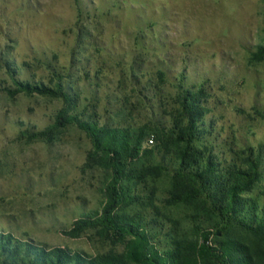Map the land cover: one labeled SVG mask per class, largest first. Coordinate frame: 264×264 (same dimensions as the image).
Returning a JSON list of instances; mask_svg holds the SVG:
<instances>
[{
  "label": "rangeland",
  "instance_id": "1",
  "mask_svg": "<svg viewBox=\"0 0 264 264\" xmlns=\"http://www.w3.org/2000/svg\"><path fill=\"white\" fill-rule=\"evenodd\" d=\"M261 46L264 0H0V234L133 264L131 237L91 222L111 204L158 251L197 264H218L208 250L228 240L263 250L204 179L179 171L171 132L180 90H203L195 147L225 167L261 158L243 197L264 210ZM104 128L129 134L121 156Z\"/></svg>",
  "mask_w": 264,
  "mask_h": 264
},
{
  "label": "trees",
  "instance_id": "2",
  "mask_svg": "<svg viewBox=\"0 0 264 264\" xmlns=\"http://www.w3.org/2000/svg\"><path fill=\"white\" fill-rule=\"evenodd\" d=\"M256 56L260 60L264 59V46L259 47ZM21 87L28 91H40L39 88L28 84L21 85ZM178 94L180 116L178 122H173L174 128L171 131L175 135L174 143L179 149L175 156L176 166L179 171L204 179L217 197L221 214L226 217L231 214L245 228L259 233L263 238L264 246V210H259L256 204L243 197L258 177L261 158L248 159L249 169H243L238 165L225 167L215 156L211 154L206 156L194 144L197 138L205 134L203 125L208 108L203 100L204 91L183 88ZM66 95H68L67 98H71L69 94ZM103 131L107 134L106 138L109 139L110 135L115 140L112 144L113 149L118 156H121V152H124L128 145L129 134L118 129L115 131L119 135L105 128ZM137 141L141 146L144 138L140 137ZM151 141L153 142L152 139ZM120 163L116 161L114 165L119 177L123 175ZM112 195L115 199L121 200L120 191ZM109 205L105 210V215L91 222L102 221L109 231H113L118 236H130L126 254L133 264H197L193 256L191 258L187 254L188 251L185 252L178 246L168 251H158L156 244L151 243L147 226L143 227L133 220L115 217L112 215L115 206ZM13 243H16L15 239L0 234V256L6 257L10 264H128L116 256L88 258L80 253L60 248L47 249L22 242L20 243L22 247H19L17 244L12 245ZM208 253L214 256L218 264H264V247L260 252L252 251L237 241H224L220 243V248L212 252L208 250Z\"/></svg>",
  "mask_w": 264,
  "mask_h": 264
}]
</instances>
